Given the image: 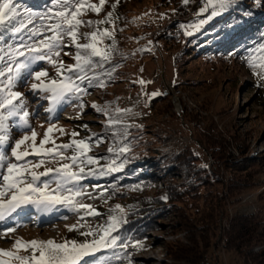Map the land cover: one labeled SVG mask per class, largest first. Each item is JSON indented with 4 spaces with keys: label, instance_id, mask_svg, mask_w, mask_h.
Returning a JSON list of instances; mask_svg holds the SVG:
<instances>
[{
    "label": "rangeland",
    "instance_id": "1",
    "mask_svg": "<svg viewBox=\"0 0 264 264\" xmlns=\"http://www.w3.org/2000/svg\"><path fill=\"white\" fill-rule=\"evenodd\" d=\"M38 1L34 3H40V6L35 7L30 6V0L17 1L20 7L16 9L20 13L0 27V48L7 49L9 46L18 45L21 39L27 41L30 32L14 34V29L21 23L26 24L28 29L44 23L40 17L48 11L51 4L49 0ZM255 1L262 6L261 0ZM90 2L99 6V0ZM188 2L191 3L187 13H182L184 10L180 8L179 0H105L98 14L88 10L80 17L84 21H100L112 12L113 22L95 24L92 27L81 26L79 31L89 33L99 28L115 33L111 62L105 64V69L111 71V80L107 76H101L107 82V87L88 89V94L81 98L85 104L82 112L77 107L81 100L74 99H69L63 106H57L52 113L46 112L45 109L50 107V103L40 97L47 94L34 95L30 90L33 82H39L29 77L18 83L14 90L25 94L27 110L33 113L30 116V125L37 132V146L40 145L45 131L53 126L54 129H63V132L54 130L50 134V141L54 140L57 145L68 144L73 139L87 140L89 136L93 137L89 141L91 150L87 155L100 159L98 164L88 165L85 171L89 168L106 167L112 160L117 163L123 160L124 167L121 171L89 177L82 181L85 191L91 197L83 196L79 198L80 202L91 205L101 215L87 216L84 209L69 211L59 206L50 215L32 207L25 208V221L19 220L21 212L0 223V230L15 228V231L7 233L6 236L0 232V249L12 251L17 256L30 257L31 248L17 251L13 247L17 239L23 242L51 239L56 243H64L66 240L83 243L99 239L102 232L95 230L101 226L106 227L111 216L116 215L122 219L128 205L137 204L138 197L161 196L164 191L160 182L143 185L128 181L119 185L113 182L116 178L112 176H128L125 170L128 164L135 163L138 167L151 157L165 156L184 146H191L201 156V162L219 177L220 191L215 213L217 220L213 229L203 237L198 231L204 222L203 209L200 208L197 212L194 208L174 202L163 215L156 217L154 228L146 232L144 237L139 240L120 237L129 242L127 248L120 246L118 242L117 246L101 249L94 256L87 257V264H195L194 258L201 257L206 252L209 264H238L245 261L246 264H254L255 259L258 264H264V256L258 255L260 251H264V67H261L264 59L256 52L264 39H258L257 43H252L245 50L242 46L239 53H231L221 48L216 52L211 41L207 42L209 47H205L203 39H198L196 35L206 29L209 31V27H214L215 23L223 24L221 20L224 13L208 20L211 7H208L207 12H200L201 8L208 6V0ZM13 3L16 5L15 0ZM113 4H116L115 9L112 8ZM31 8L34 11L29 12ZM29 13L33 18L32 23H28ZM201 20L207 22L201 24ZM232 23L236 25L235 22ZM3 27L6 30H1ZM188 36H196L198 42L194 39L193 42L186 43ZM79 42L87 41L81 38ZM107 42L108 38H105L102 46H108ZM65 43L70 41L66 38ZM65 52L69 55H64ZM75 53V47L64 48L60 59L65 65L74 64ZM254 53L250 61L249 57ZM175 60L177 62L173 66ZM250 62H254L256 66H250ZM105 69L98 71L103 72ZM36 70H47L48 77L42 79L57 78L56 68L45 61L39 62ZM140 80L146 83L141 85ZM154 92L161 93V96H151ZM93 104L102 107L107 105L110 112L115 108L130 110L118 116L125 124L132 125L128 129L126 140L119 139L122 126L108 127L109 117L98 113L92 107ZM185 113L192 119L189 123L185 122ZM200 127L214 129L213 133L229 140L227 149L234 157H240V149L244 158L253 157V166L248 168L252 171L251 178L245 187L239 190L235 188L233 193H229L230 172L246 179V171H231L222 162L217 163L204 146L198 143L196 128ZM73 131L78 133L76 137H72ZM114 131L117 132L116 136L113 135ZM25 134L30 136L31 131L14 128L11 146H15V139ZM97 136L103 137V143L97 145L94 142ZM32 143L31 140L26 141L20 150L31 153ZM117 143H128L130 147V151L119 159L114 153L108 152L109 147ZM52 147L51 142L44 145V148ZM61 151L66 156L74 154L72 148ZM8 156L10 160H14L10 148ZM41 158L29 155L26 159L35 164ZM43 158L46 161L50 159ZM60 163L70 161L63 160ZM57 166L56 162H46L35 170L43 172L45 168ZM130 176L134 177L133 174ZM175 180L179 182L181 178ZM117 205L122 211H113ZM237 215H254L257 218L256 223L252 224L253 237L249 241L250 245L242 256H237L226 248L232 235V222ZM73 225L76 229L70 231ZM89 229L94 230L92 235H81ZM112 235L115 236L116 233L113 232ZM136 241H140L143 247H133L132 244ZM36 255L39 256L38 251ZM253 256L257 257L253 259ZM0 260H7L8 264H21L14 257L0 256Z\"/></svg>",
    "mask_w": 264,
    "mask_h": 264
},
{
    "label": "snow or ice",
    "instance_id": "2",
    "mask_svg": "<svg viewBox=\"0 0 264 264\" xmlns=\"http://www.w3.org/2000/svg\"><path fill=\"white\" fill-rule=\"evenodd\" d=\"M184 2L187 3L188 0H184ZM234 2L235 0H208V6L201 8L200 12H207L210 6L212 11L207 17L210 20L227 11ZM49 3L51 7L40 17L44 21L40 26L28 29L26 24L21 23L19 27L14 29V34H20L24 31L30 32L27 41L21 39L18 45L9 46L7 49L0 48V179H2V183H0V223L6 222L14 214H19L28 207L45 213L51 212L58 206L65 207L69 211L84 209L87 216H99L101 214L91 205L80 202L79 198L83 196L91 197V194L85 191L82 181L89 177L118 172L124 167L123 160L120 163L112 160L106 167L89 168L85 171L88 165L98 164L100 159L87 155L91 150L89 141L93 139L92 136H89L87 140L73 139L68 144L57 145L54 140L50 141V134L54 130L63 132V129H54L53 126H50L45 131L40 145L35 144L37 132L30 125V116L33 113L27 110L25 94L14 90L18 83L26 81L29 77L33 81H38L39 83L33 82L31 84L30 90L34 95L38 93L47 94L40 98L49 101L50 107L46 108L45 111L52 113L56 111L57 106H63L69 99L81 100L83 95L88 94V89L91 87H107V82L101 79V76H107L111 80V71L105 69V64L111 62L112 51L115 46L114 31L99 28L89 33H80L79 31L81 26L92 27L95 24L113 22L112 12H109L105 19L100 21L80 19L88 10L98 14L102 10L105 0H99V6L91 3L90 0H49ZM261 3L264 4V0H261ZM112 8L115 9L116 4H113ZM17 12L18 9H16L13 0H0V27L6 21L15 19ZM32 22L33 18L29 13L28 23ZM206 22L207 20H201V24ZM45 33L51 34L45 35ZM66 38L70 43H65ZM81 38L87 42L80 43ZM105 38L112 39V45L102 46ZM69 47L76 49L73 57L75 63L65 65L60 59V54L64 48ZM256 52L261 54V59H264V43H260ZM64 55H69V53L65 52ZM252 55L255 53L250 55V61H252ZM42 61L56 68V79H42L48 77L47 70H36L39 67V62ZM250 66L256 65L254 62H250ZM99 69L105 70L99 72ZM139 83L144 85L146 82L140 80ZM157 95H161V93H151L153 97ZM77 107L81 109V112L83 111L85 104L82 100ZM92 107L98 113H103L109 117L107 120L108 127L122 126V135L119 139L126 140L129 135L128 129L132 125L125 124L118 116L130 112L129 109L115 108L110 112L107 105L102 107L93 104ZM14 128L22 129L25 132L30 130L31 135L25 134L21 138L15 139V146H11L10 141L13 139L12 130ZM71 135L76 137L78 133L73 131ZM113 135L116 136L117 132L114 131ZM29 140L33 142L32 152L21 151V146ZM49 142L53 143V147L44 148V145ZM94 142L97 145L103 143V137L97 136ZM9 148L14 160L9 159ZM70 148L74 152L71 156H66L64 151H61V149L68 150ZM128 151H130L128 143H117L108 149V152L114 153L117 159L124 157ZM29 155L42 158L33 164L32 161L26 159ZM43 157H50V159L46 161ZM63 160L70 161V163H60ZM46 162H56L58 166L45 168L43 172L35 170ZM74 168L76 170H73ZM53 184L55 187H52ZM116 210L122 211L119 205L113 209V211ZM121 222V217L111 216L110 220L106 222V227L101 226L95 230L102 232L99 239H93L91 242L78 243L66 240L64 243H56L51 239L23 242L17 239L13 247L17 251L31 248L32 255L21 257L12 251L0 249V256L14 257L20 260L21 264H29V261L31 264H87L86 258L94 256L101 249L117 246L118 242L124 248L129 246L128 241L122 240L118 235H112L118 230ZM75 229L76 226L73 225L69 230ZM13 231H15L13 227L0 230L4 236ZM93 231L89 229L87 232H82L81 235H92ZM132 246L143 247L140 241L134 242ZM37 251L39 256L36 255ZM0 264H8V261L0 260Z\"/></svg>",
    "mask_w": 264,
    "mask_h": 264
},
{
    "label": "trees",
    "instance_id": "3",
    "mask_svg": "<svg viewBox=\"0 0 264 264\" xmlns=\"http://www.w3.org/2000/svg\"><path fill=\"white\" fill-rule=\"evenodd\" d=\"M17 1L15 0V6L19 8L20 4ZM34 1L38 0H30V6H40V3H34ZM190 3L179 0L180 8L184 10L182 13H187ZM251 3L252 5L250 6ZM261 5L262 8L259 6L258 1L255 0H235L234 4L223 12L224 16L221 20L223 24H221L222 22L215 23L214 27H209V31L206 29L196 36L200 40L203 39L202 43L205 44V47H209L207 42L211 41L214 44L213 47H216V52L220 48L224 51H231V53H239L242 46L244 50L248 49L252 43H257L258 39H261L264 35V5ZM32 11L34 10L31 8L29 12ZM17 13H20V11ZM232 22H235L236 25H233ZM1 30H6V27ZM196 36L193 38L191 36L186 37V43H189V41L193 42ZM107 43L108 46L112 45L111 39L108 38ZM176 62L175 60L173 66L176 65ZM184 115L183 117L187 119L185 122L189 123L192 120L190 115L186 113ZM196 129L198 143L204 146L205 150L216 159L217 163L220 164L222 162L231 171H246V179H242L236 173L231 174L230 172L229 193H233L235 188L239 190V188L245 187L251 178L252 171L248 168L253 166V157H250V159L244 158V153H242L241 149L240 157H234L233 153L227 149L229 140L224 136L213 133L214 129L201 127ZM125 170L128 176L123 177L114 174L112 177L116 178L115 181L111 177L115 184L121 185L128 181L143 185L160 182L164 187V191L161 196L138 197L137 204L128 205L126 214L122 218L118 230L115 231L116 235L123 239H141L146 232L154 228L156 217L163 215L170 208V204L174 202H180L190 209L194 208L197 212L200 208L203 209L202 218L204 222L198 230L203 237L213 229L217 220L215 213L220 191L218 183L220 181L219 177L201 162V156L193 147L184 146L179 151L168 153L165 156L151 157L138 167L135 163L128 164ZM132 174L134 177L130 176ZM175 178H181V180L177 182ZM205 209L206 211H204ZM256 219L254 215L234 216L232 235L226 245L229 251H232L237 256H242L244 250L246 251L250 245L249 241L253 237L251 228L252 224L256 223ZM263 252L260 251L258 255L264 256ZM255 257L257 256H253V259ZM194 259L196 261L195 264H209L208 252ZM255 261L254 264L259 263L256 259ZM238 264H246V261Z\"/></svg>",
    "mask_w": 264,
    "mask_h": 264
},
{
    "label": "bare ground",
    "instance_id": "4",
    "mask_svg": "<svg viewBox=\"0 0 264 264\" xmlns=\"http://www.w3.org/2000/svg\"><path fill=\"white\" fill-rule=\"evenodd\" d=\"M37 210V209H36ZM25 212V213H24ZM43 212V211H42ZM38 214L40 213L41 214V212H37ZM44 214H47V215H50V214H52V212H47V213H45V212H43ZM24 215L26 216V211H23L21 214H20V216H19V220H21V221H25L26 219H23V217H24ZM14 216H16V214H14ZM13 216V217H14ZM12 217V218H13ZM23 219V220H22ZM222 225V224H221Z\"/></svg>",
    "mask_w": 264,
    "mask_h": 264
}]
</instances>
